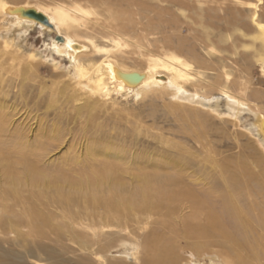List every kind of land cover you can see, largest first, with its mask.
<instances>
[{"label": "bare ground", "instance_id": "obj_1", "mask_svg": "<svg viewBox=\"0 0 264 264\" xmlns=\"http://www.w3.org/2000/svg\"><path fill=\"white\" fill-rule=\"evenodd\" d=\"M135 1L73 0V5L51 7L41 6L35 0H0V16L8 25L3 27L4 32L18 29L25 34L35 27L45 30L49 37L46 52L50 57L56 54L68 59L75 91L87 92L83 94L98 97L101 101L113 93L122 97L132 96L135 100L149 94H155L157 98L171 97L173 106H168L169 112H177L181 108L189 110V117L181 118V132L185 136L202 143L208 131H217L210 125L208 116L195 112L204 110L239 127L241 137L248 138L247 142L237 141L229 145L234 150L238 149V153L231 154L222 162H213L210 156L206 158L212 160L208 162L218 168V173L211 179L210 186L203 189L193 188L188 183L198 182L202 172L195 173L188 160L177 161L172 157L129 172L121 168L122 154H111L107 148L104 152L106 160L99 162L95 150L88 149L90 159L81 161L77 157L75 164L79 167L82 164V169L73 173L75 175L45 174L44 170H38L29 163L26 178L31 190L46 184L52 191L39 189L27 192L22 186L1 189L0 228L7 234H16L15 243L24 249L22 258L44 261L42 254L37 252L46 248L35 243L33 247L37 245L38 248L33 249L27 237L50 234L55 235L59 242L72 241L85 253L66 259L46 250L44 255L50 264H114L117 261L130 264L128 260L132 258L140 264H182L177 252L179 237L193 240L190 245L196 256L186 259L187 264H203L201 260L207 257L211 261L208 264H264V107L252 104L242 94L249 90L258 101L264 100V96L261 91L252 90L251 80L242 82L230 78L231 73L226 67L223 72L228 77H224L225 86H215L217 91L211 93L198 91L195 87L205 83V79L201 73L193 71L191 63L181 56H189L199 65L203 62H199L196 48H186L187 39L179 35L184 29L187 32L194 29L186 24L181 26L174 17L164 19L161 15L163 10L158 6V19L146 18V22L141 23V14L130 10ZM195 1L200 8L205 6L202 8L205 20L196 24L212 30L206 32L207 41L216 42V33L231 29L253 36L250 47L255 48V52L252 56L264 76V0ZM171 2L176 6L184 5L181 0ZM243 18H249L250 23L244 22ZM79 28L92 32L93 36L106 38L111 48H101L93 38L81 37L76 32ZM173 36L177 39L176 44ZM1 37L3 40L6 38ZM230 38H219V41L228 42ZM203 43L206 45L205 41ZM136 51L149 55L146 66L131 69L120 63L122 59L133 58ZM210 51L213 53L214 47L211 46ZM100 54L108 58L96 67L94 60ZM84 60L89 63L85 64ZM247 70L245 67L244 71ZM187 85L194 90L187 89ZM181 144L173 145L188 153ZM46 149L41 147L38 151ZM204 149L208 155L215 153L211 147L204 146ZM14 150L19 149L14 147ZM176 154L183 156L181 150ZM7 158L3 163L10 167ZM7 174L15 180L20 177V170L9 168ZM128 176L131 178L126 182ZM13 183L17 185V182ZM63 186H69L71 190L66 192ZM150 222L159 227L167 226L172 237L164 238L152 233L140 241L112 231L117 229L123 233L130 225L143 230V226ZM23 226L27 228L26 233L21 230ZM82 227L87 228L91 236L82 232ZM211 247H219L221 251L219 254L209 252ZM0 264L18 262L9 250L0 254Z\"/></svg>", "mask_w": 264, "mask_h": 264}, {"label": "rangeland", "instance_id": "obj_2", "mask_svg": "<svg viewBox=\"0 0 264 264\" xmlns=\"http://www.w3.org/2000/svg\"><path fill=\"white\" fill-rule=\"evenodd\" d=\"M35 1L41 6L73 5V0ZM181 1L184 4L183 6H176L171 0H136L130 6V10L140 13V22L144 23L146 18L158 19L156 16V10L158 9L156 6H158L163 11L165 10L161 13L164 19L170 20L174 17L177 19L178 24L181 23V26L186 24L194 29L191 32L184 29L179 35L187 39L185 42L186 48L189 46L196 48L199 62H203L199 65L189 56H181L191 63L193 71L201 73L205 79V83L195 87L198 91L211 93L217 91L216 87L225 86L224 77H228L223 72H225L224 68L226 67V70L231 73L230 78L242 82L251 80L253 83L251 85L252 90H259L264 96V76L260 65L256 63V59L252 56L255 48L250 47L253 36L244 31L236 32L231 29L227 32L216 33L218 36L216 42H209L206 40V32L212 30L201 28L200 25L196 24V22L205 20V11L202 9L205 6L203 5L200 8L195 0ZM248 20L249 18H243V21L249 24L250 20ZM5 26L8 25L4 24L0 16V28H2V31H0V153H3V155H0V190L9 186H22L21 188L27 192L39 189H50L52 191L46 184H42L41 187H34L35 189L31 190L32 186L26 178V172L30 168L28 167L29 163L34 164L38 170H44L45 174L48 172L55 175H59V173L75 175L73 173H77L82 169V164L81 167L75 164L77 157L81 161L90 159V156L87 155L89 150H95L97 153L96 160L103 162L106 160L104 152L107 148L110 149L111 154H122L120 163L123 165L121 168L129 172L144 169L143 166L151 162L160 163L170 157L177 161L188 160L192 163L191 169L194 168L195 173L202 172L201 179L198 182L188 183L193 188L203 189L210 186L211 179L216 178L218 173V168L208 162H212V160H206V158L211 157L213 162L216 163L222 162L224 158L238 153V149L234 150L229 145L237 141L246 143L248 140L246 137H241L240 132L242 130L239 127H236L224 117L215 113L207 114L204 110L195 112L198 115L208 116L210 125L215 127L217 131H208L202 143L185 136L181 132L183 124L181 118L189 117V110L181 108L180 111L169 112L168 108L173 106L171 97L157 98L155 94H149L142 99L135 100L132 96H129L130 98L122 97L113 93L112 96L101 101L98 97L83 94L87 92L75 91L71 80L73 71L70 69L68 59L56 54L50 57L46 52L45 45L49 42V37L45 34V30L44 32L35 27V29L23 34L20 31L18 32V29H14L12 30L14 34L4 32L3 27L5 28ZM77 30L76 32L80 33L81 37L93 38L92 40L101 48H111L110 43L101 35L94 34L93 36L92 32L81 28ZM63 33L67 34L66 31ZM1 35L6 38L3 40ZM227 37H231L228 42L222 43L219 41V38L223 40ZM8 38L9 40H7ZM172 38L176 44L177 39L175 36ZM204 41L206 45H203ZM210 45L212 48L214 47L213 53L210 51ZM233 46H236L237 49H233ZM148 56L143 51H136L133 58L122 59L120 63L131 69H140L146 66ZM96 57L97 60H94L96 67L103 63L105 58H108L104 54ZM84 63L88 64L89 62L84 60ZM245 67L248 68L246 72L244 71ZM209 84L210 87L207 86ZM186 88L194 90L190 85H187ZM231 90L237 91L235 87H231ZM250 92L245 90L242 97L254 105L264 107V100L258 101L251 96ZM223 101L222 99L221 102L223 103ZM97 102L99 103L97 104ZM238 133H240V136H238ZM177 142L182 143L181 145L187 148L186 152L188 153L182 151L183 148H175L173 144ZM18 143L27 147L20 148L16 145ZM204 146L211 147L215 153L208 155V151L204 149ZM14 147L20 151L14 150ZM41 147L48 149L40 152L38 148ZM179 150H181L183 156L176 154ZM7 156L9 157L7 159L10 161V167L3 163ZM1 158L4 159L1 160ZM38 166L41 168H38ZM9 168L14 171L18 168L20 177L15 180H13L14 178L10 179V175L7 174ZM130 178L128 176L125 181L128 182ZM12 181L17 182V185L12 184ZM63 188L66 192L71 190L69 186H63ZM52 209L56 210V208ZM132 226L130 225L129 229L123 231V233H120L117 229H112V231L121 234V236H129L140 241L149 234L153 235L152 233L164 238L172 237L167 226L159 227L160 225H152V222L143 226V230L135 229ZM0 230V254L11 250L18 264H50V260L48 261L44 255L46 250L62 255L66 259L74 257L75 254L84 253L72 241L63 240L59 242L55 235L50 234L46 237H27L32 247L36 243L38 246L46 248L45 251L37 250L39 251L37 254H42L41 258L44 261H39L38 258H22L21 255H23L24 249L15 243L16 234L12 232L7 234L1 228ZM21 230L24 233L27 232V228L24 226ZM81 231L91 236V232L87 228L82 227ZM136 231L137 234H135ZM90 236L89 238H92ZM192 242L193 240L189 238L179 237L177 239V252L183 260L182 264H187L185 260L192 255L196 256V252L192 250L190 245ZM36 248H38L37 245L33 247V249ZM76 250L77 252H75ZM220 251L219 247L209 249V252L217 254ZM209 261L208 257L204 261L201 260L203 264H208L211 262ZM93 262L97 261L94 260ZM128 263L140 264L133 258L129 259ZM68 264L78 263L69 262ZM114 264L121 263L117 261Z\"/></svg>", "mask_w": 264, "mask_h": 264}, {"label": "water", "instance_id": "obj_3", "mask_svg": "<svg viewBox=\"0 0 264 264\" xmlns=\"http://www.w3.org/2000/svg\"><path fill=\"white\" fill-rule=\"evenodd\" d=\"M59 40V39H58Z\"/></svg>", "mask_w": 264, "mask_h": 264}]
</instances>
